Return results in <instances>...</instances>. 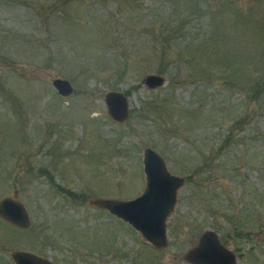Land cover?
<instances>
[{
    "label": "rangeland",
    "instance_id": "rangeland-1",
    "mask_svg": "<svg viewBox=\"0 0 264 264\" xmlns=\"http://www.w3.org/2000/svg\"><path fill=\"white\" fill-rule=\"evenodd\" d=\"M146 148L184 178L163 249L90 206L144 192ZM15 192L31 225L0 217V264H189L207 231L264 264V0H0V201Z\"/></svg>",
    "mask_w": 264,
    "mask_h": 264
},
{
    "label": "water",
    "instance_id": "water-1",
    "mask_svg": "<svg viewBox=\"0 0 264 264\" xmlns=\"http://www.w3.org/2000/svg\"><path fill=\"white\" fill-rule=\"evenodd\" d=\"M145 83L149 88H156L163 85L164 80L150 76ZM53 86L63 97L73 92V87L66 80L57 79ZM106 104L110 116L115 121L122 123L127 120L128 103L123 94L108 93ZM143 166L146 188L139 197L129 201L96 199L90 201V206L108 211L129 224L156 249H163L168 242L166 223L176 206L177 194L184 185V178L173 175L164 158L150 148L144 151ZM0 217L20 229H28L31 225L18 192L0 201ZM13 259L17 264H51L46 259L27 252H15ZM184 259L189 264H236L235 255L222 246L217 234L212 231L203 234L198 246L191 249Z\"/></svg>",
    "mask_w": 264,
    "mask_h": 264
},
{
    "label": "flooded vegetation",
    "instance_id": "flooded-vegetation-1",
    "mask_svg": "<svg viewBox=\"0 0 264 264\" xmlns=\"http://www.w3.org/2000/svg\"><path fill=\"white\" fill-rule=\"evenodd\" d=\"M18 229H20V228H18ZM20 230H24V229H20ZM15 252H20V251H14V252L11 253V258H12L11 264H17L16 261L13 259V254H14ZM23 252H25V251H23ZM36 256H38V255H36ZM38 257H41V258H43V259H46V260L49 261L51 264H57V263H55V261L50 260V259H48V258H45V257H42V256H38Z\"/></svg>",
    "mask_w": 264,
    "mask_h": 264
}]
</instances>
